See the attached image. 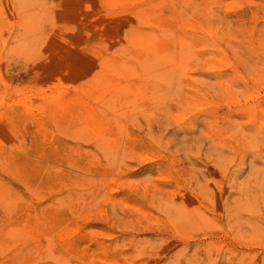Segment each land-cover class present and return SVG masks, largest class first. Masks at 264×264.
I'll use <instances>...</instances> for the list:
<instances>
[{
    "label": "rangeland",
    "instance_id": "rangeland-1",
    "mask_svg": "<svg viewBox=\"0 0 264 264\" xmlns=\"http://www.w3.org/2000/svg\"><path fill=\"white\" fill-rule=\"evenodd\" d=\"M0 264H264V0H0Z\"/></svg>",
    "mask_w": 264,
    "mask_h": 264
},
{
    "label": "bare ground",
    "instance_id": "bare-ground-1",
    "mask_svg": "<svg viewBox=\"0 0 264 264\" xmlns=\"http://www.w3.org/2000/svg\"><path fill=\"white\" fill-rule=\"evenodd\" d=\"M49 97V96H48Z\"/></svg>",
    "mask_w": 264,
    "mask_h": 264
}]
</instances>
